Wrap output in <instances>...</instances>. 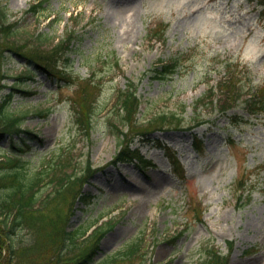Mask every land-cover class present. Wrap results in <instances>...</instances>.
I'll return each instance as SVG.
<instances>
[{
    "label": "rangeland",
    "instance_id": "obj_1",
    "mask_svg": "<svg viewBox=\"0 0 264 264\" xmlns=\"http://www.w3.org/2000/svg\"><path fill=\"white\" fill-rule=\"evenodd\" d=\"M40 1L0 0L10 21L17 23L20 44H32L43 34L50 47L69 32L75 35L73 50L58 62L71 77L36 74L25 84L33 93H17L10 106L17 113L29 112L24 126L42 139L26 153L32 162L48 159L64 146L68 171L88 161L93 167L106 166L83 186L90 196L77 202L70 221L72 228L110 217L116 221L95 259L141 237L147 259L136 256L131 264H201L208 242L230 253L229 264H264V111L247 109L243 99L248 91L227 114L211 104L199 112L194 106L224 75L222 62L229 57L240 62L245 90L264 84V14L257 1L42 0L41 11L30 10ZM162 24L168 27L156 36L155 28ZM160 59L178 60L177 71L167 78L153 77L149 70ZM16 60L6 62L8 85L25 71ZM130 81L141 99L138 121L163 114L174 121L170 128L168 123L151 133L170 148L167 152L136 138L133 147H140L150 161L144 170L136 163L139 159L112 162L122 143L119 129L127 130L116 93ZM83 84L100 106L90 134L74 114L73 98ZM198 117L205 123L195 126ZM194 140L203 143L202 152ZM173 157L183 163L185 177ZM240 185L251 198L244 195L239 204ZM195 207L203 210L201 220ZM181 229L184 233L173 239ZM28 236L26 230L18 232L15 242L24 246Z\"/></svg>",
    "mask_w": 264,
    "mask_h": 264
},
{
    "label": "trees",
    "instance_id": "obj_2",
    "mask_svg": "<svg viewBox=\"0 0 264 264\" xmlns=\"http://www.w3.org/2000/svg\"><path fill=\"white\" fill-rule=\"evenodd\" d=\"M43 2L32 5L30 10L41 11ZM259 2L264 6V0ZM17 27L16 22L10 21L7 7L0 2V264H131L136 256L145 258L146 261L148 250L142 247L141 237L113 254L95 259L103 238L116 226L112 217L98 223L89 234V228L97 221L87 226L80 223L74 228L70 227V221L77 211V202H86L90 196L83 186L106 166L93 167L88 161L84 167L74 166L68 171L69 152L64 146L55 149L48 159L40 157L32 162L30 157H26V153L36 144L41 145L42 139L37 132L24 126L29 112L17 113L10 105L17 93L24 96L33 93L25 84L33 80L36 74L43 72L51 78L70 79L71 76L65 74L67 69L60 67L58 62L60 57L73 50L75 35L69 32L50 47H47L48 40L43 34H38V41L32 44H20L16 39ZM167 27V24L158 27L156 31L159 33L156 36H163ZM9 58L22 61L25 66V71L15 76L11 85L4 82L8 77L6 62ZM239 64V60L232 58L224 60L226 74L196 99V111L211 104L219 112L226 114L241 100L245 91L250 92V97L243 99L247 109L253 114L264 111V85L254 92H251V88L245 90L240 77L241 71L238 70ZM178 66L179 61L176 59L169 62L159 60L150 71L153 77L167 78L177 71ZM7 88L8 91L3 93ZM93 93L89 85L83 84L73 98L75 119L87 134L93 130V122L100 108L93 102ZM116 100L121 122L127 125V130L119 129L123 136L122 143L112 162L138 158L139 163L146 166V158L140 154L139 147L132 146L136 138L147 142L150 140L161 147L162 143L151 133L165 129L163 125L168 123L170 128L174 121L167 114L145 123L138 121L141 99L134 82L130 81L127 87L118 89ZM39 113L47 114L43 111ZM203 122L205 121L198 117L195 124ZM133 129L137 130L136 133L130 132ZM194 144L200 152L204 150L200 140H195ZM182 173L185 177V172ZM240 196L243 198V195ZM194 210L197 211L198 220H201L198 208L195 207ZM24 230L30 236L27 244L21 246L15 242V238L18 232ZM183 233L184 230L180 231L173 239ZM228 247L232 251V241H228ZM26 248L29 253L24 254ZM203 254L201 264H229L230 253H223L214 243L204 244Z\"/></svg>",
    "mask_w": 264,
    "mask_h": 264
}]
</instances>
